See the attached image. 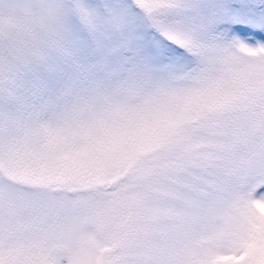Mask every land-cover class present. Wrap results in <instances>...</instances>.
Here are the masks:
<instances>
[{
  "label": "snow or ice",
  "instance_id": "snow-or-ice-1",
  "mask_svg": "<svg viewBox=\"0 0 264 264\" xmlns=\"http://www.w3.org/2000/svg\"><path fill=\"white\" fill-rule=\"evenodd\" d=\"M0 264H264V0H0Z\"/></svg>",
  "mask_w": 264,
  "mask_h": 264
},
{
  "label": "rangeland",
  "instance_id": "rangeland-1",
  "mask_svg": "<svg viewBox=\"0 0 264 264\" xmlns=\"http://www.w3.org/2000/svg\"><path fill=\"white\" fill-rule=\"evenodd\" d=\"M12 3L15 7H17L18 11H19V6L21 4V0H12ZM4 95L3 92V85H0V97H2ZM0 106H2V102H0Z\"/></svg>",
  "mask_w": 264,
  "mask_h": 264
}]
</instances>
